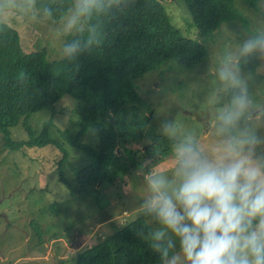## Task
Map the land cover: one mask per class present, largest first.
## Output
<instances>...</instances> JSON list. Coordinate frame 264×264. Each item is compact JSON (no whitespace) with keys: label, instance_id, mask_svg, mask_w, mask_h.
<instances>
[{"label":"rangeland","instance_id":"obj_1","mask_svg":"<svg viewBox=\"0 0 264 264\" xmlns=\"http://www.w3.org/2000/svg\"><path fill=\"white\" fill-rule=\"evenodd\" d=\"M161 1L173 25L184 36L202 43L207 55L191 69L171 60L136 80L140 102L110 114L116 150L111 170L88 169L76 177L75 172L90 165L93 156L70 146L60 134L69 130L75 135L78 131L82 103L70 95L33 114L26 125L32 136L38 137L44 125L51 123L50 136L63 143L65 161L60 162L63 151L53 144L15 149L5 145L0 134V255L5 262L12 264L18 255L33 252L37 246L45 252L47 243L62 255L66 251L63 242H67L74 246H69L72 248L65 254L66 259L59 264H76L75 256L88 245L136 218L147 221L139 209L147 189L138 172L154 169L169 177L172 174V142L159 133L160 123L175 120L181 136L192 135L208 155L226 138L218 133V117L220 109L231 100L229 92L236 89L226 87L219 78L225 64L239 74L250 100L245 117L231 134L247 130L264 140V52L253 53L256 62L252 73L238 67L243 42L264 35V0L259 2V9L236 0L235 7L246 20L225 21L209 38L199 34L182 1ZM74 4L75 1L61 20H51L35 7L27 12L11 7L0 11V22L17 31L23 50L45 48L48 59L57 60L63 58L62 44L70 42L75 35V32L63 33ZM128 135L132 138L125 146L133 148L132 155L119 146L120 139ZM9 138L27 141L30 134L21 122L9 129ZM79 140L90 151L99 143L92 127ZM61 176L65 179L61 180ZM21 231L29 238L22 248L15 246L22 241ZM176 246L178 250V241ZM38 263L44 261H27V264Z\"/></svg>","mask_w":264,"mask_h":264},{"label":"trees","instance_id":"obj_2","mask_svg":"<svg viewBox=\"0 0 264 264\" xmlns=\"http://www.w3.org/2000/svg\"><path fill=\"white\" fill-rule=\"evenodd\" d=\"M75 0H35V8L48 7L51 20H61L68 14ZM177 1V0H173ZM191 15L194 26L205 38L225 21L246 20L235 7L236 0H179ZM253 9H259L261 0H242ZM107 3L106 0H104ZM88 24L98 25L100 43L75 61L64 58L49 60L45 48L27 52L22 49L16 30L0 22V134L3 143L18 149L22 146L53 144L63 151V143L50 136L51 123L44 125L38 137H33L27 121L33 114L54 105L64 95H70L82 103L75 135L69 130L60 132L70 146L84 150L93 156V162L85 170H111L116 156L114 131L110 126L111 112L140 102L136 80L173 60L185 69L202 62L207 55L205 46L184 36L176 28L161 0H137L135 7L121 14L113 7L99 17L93 13ZM75 33L72 39L87 36ZM253 54H243L238 67L249 73L255 69ZM234 91L229 92L232 98ZM23 123L30 139L12 141L9 129ZM141 123L140 125H142ZM94 128L99 140L96 149H90L79 140L88 128ZM132 135L124 136L119 146L129 155L133 148L125 142ZM140 151V150H138ZM60 166V165H59ZM60 169V167H59ZM64 180V177H60ZM150 230L145 218L129 221L96 243H92L75 256L76 264H160L158 254L143 238ZM143 233V235H141Z\"/></svg>","mask_w":264,"mask_h":264},{"label":"clouds","instance_id":"obj_3","mask_svg":"<svg viewBox=\"0 0 264 264\" xmlns=\"http://www.w3.org/2000/svg\"><path fill=\"white\" fill-rule=\"evenodd\" d=\"M137 0H75L66 17L64 34L87 36L62 44L67 61L92 50L100 43L98 25L88 24L93 13L99 17L113 7L126 14ZM35 0H0V11L15 7L25 12ZM47 17L52 16L45 7ZM264 52V35L243 42L242 54ZM220 80L236 89L228 105L220 109L218 133L226 138L211 149V155L181 136L175 120L160 123L159 133L172 142V174L140 170L147 195L139 206L150 228L143 238L159 256L160 264H264V140L254 132L236 130L247 113L250 100L239 74L228 64ZM179 242L177 250L176 242Z\"/></svg>","mask_w":264,"mask_h":264},{"label":"crops","instance_id":"obj_4","mask_svg":"<svg viewBox=\"0 0 264 264\" xmlns=\"http://www.w3.org/2000/svg\"><path fill=\"white\" fill-rule=\"evenodd\" d=\"M21 237H22V241L20 240V244L16 243L15 244L16 247H19V246L21 248L25 247L23 242L26 243L27 240L29 239L28 235L25 231H21ZM47 244H48L47 250L45 252H41L42 251L41 249L38 250L39 247L37 246L36 250L33 251L34 253L31 251L30 252L26 251L28 253H22V254L18 255V257L14 260V262L12 264H18V263L19 264H27V261L29 262L30 260H32V261L33 260L34 261L43 260L44 261L43 264H59L61 261H64L66 259L65 254L67 253V251H69L72 248L69 246H74L73 244H68L67 242H63L64 246L66 247V251L61 255L60 253H57L55 250L52 249L50 243H47ZM51 255L54 256L53 259H51ZM3 263L4 264H10L8 262H5V258L2 255H0V264H3Z\"/></svg>","mask_w":264,"mask_h":264}]
</instances>
